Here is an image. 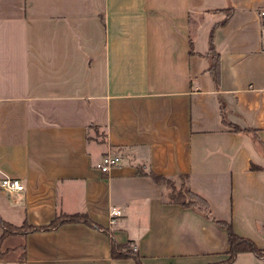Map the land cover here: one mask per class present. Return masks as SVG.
I'll list each match as a JSON object with an SVG mask.
<instances>
[{"label":"crops","instance_id":"0c3cea01","mask_svg":"<svg viewBox=\"0 0 264 264\" xmlns=\"http://www.w3.org/2000/svg\"><path fill=\"white\" fill-rule=\"evenodd\" d=\"M264 0H0V264H264ZM220 56L216 81L207 54ZM108 153L122 162L107 173ZM188 176L212 216L169 203ZM122 214L111 221V210ZM0 226V239L3 236ZM17 253L10 257V253Z\"/></svg>","mask_w":264,"mask_h":264},{"label":"trees","instance_id":"16d2710c","mask_svg":"<svg viewBox=\"0 0 264 264\" xmlns=\"http://www.w3.org/2000/svg\"><path fill=\"white\" fill-rule=\"evenodd\" d=\"M208 59L210 60V71L212 72L216 81L219 80L220 74V56L216 52L215 47L211 44L209 53L207 54ZM151 176L159 185L164 187V199L169 203L180 204L183 207H192L208 217L212 216V209L207 199L203 196L194 192L188 185V176L181 175L178 178L182 181L180 186L177 187L175 183L176 178H170L162 175H157L151 173ZM81 222L85 223L91 227L100 229L104 232H109L107 228L99 225L94 222L86 213H77L72 215L58 214L56 218L48 225L36 226L29 224L28 222L24 223L22 226H15L7 221H5L0 216V226L3 229L2 239L8 235L12 234H28L37 231H51L57 229L59 226L65 223H76ZM225 225L229 231V241H230V250L229 257L225 261L226 263H231L236 256L241 252H253L259 257L264 256V251L260 249L255 242L251 239L241 237L235 233L231 223L221 222ZM111 251L114 258H133L137 264L142 263V257L135 247H131L126 244L118 243L114 237L111 235ZM1 255V252H0Z\"/></svg>","mask_w":264,"mask_h":264},{"label":"built area","instance_id":"2783aa9c","mask_svg":"<svg viewBox=\"0 0 264 264\" xmlns=\"http://www.w3.org/2000/svg\"><path fill=\"white\" fill-rule=\"evenodd\" d=\"M262 21V30L261 34L264 37V7L260 9L259 12ZM122 162V157L119 154L108 153L106 154L102 161L98 164V168L107 173L111 170V168L119 165ZM0 186L6 189L12 190H24L25 185L20 179L17 178H3L0 180ZM122 214V210L120 208H113L111 210V221L114 223L115 219Z\"/></svg>","mask_w":264,"mask_h":264},{"label":"rangeland","instance_id":"374dc122","mask_svg":"<svg viewBox=\"0 0 264 264\" xmlns=\"http://www.w3.org/2000/svg\"><path fill=\"white\" fill-rule=\"evenodd\" d=\"M174 181H175L177 187H179L180 184H181V182H182L179 178H176ZM12 252H13V251H11V253H10L9 256H10V257H16V254H17V253H12ZM11 264H16V263H15V262H12Z\"/></svg>","mask_w":264,"mask_h":264}]
</instances>
